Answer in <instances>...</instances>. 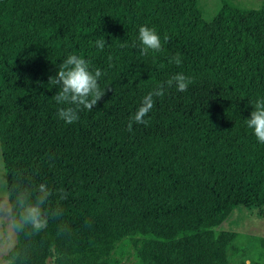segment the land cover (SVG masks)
Listing matches in <instances>:
<instances>
[{"label":"trees","instance_id":"trees-1","mask_svg":"<svg viewBox=\"0 0 264 264\" xmlns=\"http://www.w3.org/2000/svg\"><path fill=\"white\" fill-rule=\"evenodd\" d=\"M196 1L0 0L6 264H231L243 253L217 228L240 206L264 217V144L245 122L264 98V4L206 21ZM142 25L161 52L141 55ZM70 53L101 70L105 94L66 124L49 77ZM177 73L188 89L165 88L129 131L142 97ZM42 183L47 227L20 230L17 199L34 202Z\"/></svg>","mask_w":264,"mask_h":264},{"label":"clouds","instance_id":"clouds-1","mask_svg":"<svg viewBox=\"0 0 264 264\" xmlns=\"http://www.w3.org/2000/svg\"><path fill=\"white\" fill-rule=\"evenodd\" d=\"M138 39L141 45V55H147L149 51L161 52V38L154 28L146 25L139 27ZM167 39V37H165ZM107 42L105 38H99L95 41V46L103 50ZM135 47V45H133ZM170 62L176 65L181 64L180 54L170 58ZM103 75L99 68L91 71L89 62L82 56L68 54L60 63L55 76L49 77V83L57 88L56 94L52 97L59 106L57 116L66 124H73L79 121V112L81 110L91 111L97 105V102L104 96L105 91L100 89L98 79ZM192 83L190 77L183 73H177L167 81L158 84L152 91L148 92L141 99V105L135 114L130 117L128 128L132 130L133 123L145 124L144 117L154 107V97H161L165 93V88L175 86L177 91H186ZM253 110L250 117L245 119L246 125L253 131L258 142L264 144V98L257 99L252 105ZM38 195L33 202L29 197L21 195L17 199L19 207V219L16 221V227L23 230L30 226L34 231L39 232L47 227L48 217L43 209V205L52 195L51 190L46 184L38 186ZM62 191V190H61Z\"/></svg>","mask_w":264,"mask_h":264},{"label":"rangeland","instance_id":"rangeland-1","mask_svg":"<svg viewBox=\"0 0 264 264\" xmlns=\"http://www.w3.org/2000/svg\"><path fill=\"white\" fill-rule=\"evenodd\" d=\"M196 3L202 18L211 21L224 5L241 9H259L264 0H197ZM259 214L255 208L236 207L230 218L217 228L235 231L237 233L235 245L243 248L242 254L229 256L231 264H264V217ZM14 242L5 174L0 157V264L7 263L5 255Z\"/></svg>","mask_w":264,"mask_h":264}]
</instances>
